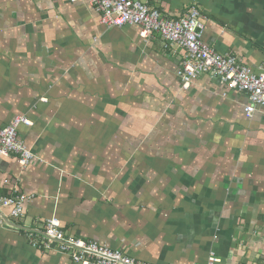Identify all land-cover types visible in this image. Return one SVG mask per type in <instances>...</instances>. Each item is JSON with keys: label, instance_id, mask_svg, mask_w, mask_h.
Wrapping results in <instances>:
<instances>
[{"label": "crops", "instance_id": "obj_1", "mask_svg": "<svg viewBox=\"0 0 264 264\" xmlns=\"http://www.w3.org/2000/svg\"><path fill=\"white\" fill-rule=\"evenodd\" d=\"M191 5L203 40L264 70V0ZM90 0H0V125L16 116L33 152L0 159V264H78L25 229L56 217L75 237L156 264H264V107L209 73L184 89L185 51L138 26L108 27Z\"/></svg>", "mask_w": 264, "mask_h": 264}, {"label": "built area", "instance_id": "obj_2", "mask_svg": "<svg viewBox=\"0 0 264 264\" xmlns=\"http://www.w3.org/2000/svg\"><path fill=\"white\" fill-rule=\"evenodd\" d=\"M101 14V23L108 27L138 26L143 39L158 35L164 43H173L185 51L178 70L184 89L201 74L209 73L230 89L245 92L250 103L245 113L250 117L256 107H264V70L256 72L243 65L234 55L222 54L203 40V16L196 5H191L179 17L164 14L151 0H90ZM21 124L31 125L25 116H16L9 124L0 125V159L15 155L21 166L34 159L33 152L18 136ZM24 194L0 196V208H8L13 218L23 216ZM3 218L0 214V223ZM42 231L30 228L25 234L34 247L42 250L56 249L68 254L78 264H156L138 261L119 250L100 245L94 240H84L66 233L58 218L47 219ZM220 259L211 254L208 264H218Z\"/></svg>", "mask_w": 264, "mask_h": 264}]
</instances>
